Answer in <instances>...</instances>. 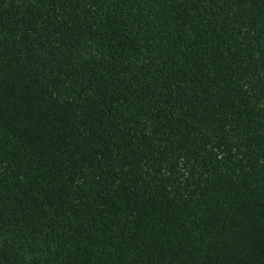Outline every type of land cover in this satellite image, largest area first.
<instances>
[{
	"label": "trees",
	"instance_id": "trees-1",
	"mask_svg": "<svg viewBox=\"0 0 264 264\" xmlns=\"http://www.w3.org/2000/svg\"><path fill=\"white\" fill-rule=\"evenodd\" d=\"M0 264H264V0H0Z\"/></svg>",
	"mask_w": 264,
	"mask_h": 264
}]
</instances>
